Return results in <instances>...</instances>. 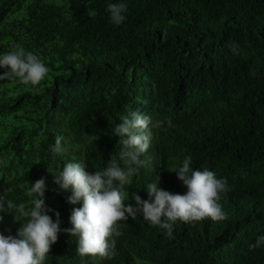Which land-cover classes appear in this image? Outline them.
I'll use <instances>...</instances> for the list:
<instances>
[{"label":"trees","instance_id":"1","mask_svg":"<svg viewBox=\"0 0 264 264\" xmlns=\"http://www.w3.org/2000/svg\"><path fill=\"white\" fill-rule=\"evenodd\" d=\"M121 2L126 20L115 25L107 5ZM16 44L49 74L36 87L0 80V194L31 207L26 191L45 178L48 215L71 228L83 202L67 201L48 165L58 173L83 160L89 174L102 171L118 160L112 133L124 116L170 119L153 128L127 193L149 200L145 186L160 177L163 190L185 194L174 171L191 156L193 170L227 180V218L178 220L168 238L137 214L119 222L114 258L83 264H264V246L249 249L264 235V0H0V55ZM57 136L65 151L53 161ZM0 215L5 236L26 222ZM77 241L61 231L44 264H82Z\"/></svg>","mask_w":264,"mask_h":264},{"label":"clouds","instance_id":"2","mask_svg":"<svg viewBox=\"0 0 264 264\" xmlns=\"http://www.w3.org/2000/svg\"><path fill=\"white\" fill-rule=\"evenodd\" d=\"M107 11L115 25L125 22V3H109ZM231 51L238 54V45L234 44ZM0 67L8 69L0 75V80H14L33 87L40 85L49 74L48 67L41 59L26 52L18 44L13 45L12 51L0 55ZM165 123L168 127L173 126L170 119L153 123L150 116L139 111L124 116L112 133V137L119 139L118 144L121 145L118 160L111 159L102 171L94 174L85 171L87 165L83 160L64 164L58 173L50 171L48 165L54 183L61 190H71L72 194L67 201L71 204L83 202L82 207L75 208L71 214V228L61 229L59 212L55 213V222L48 215L52 210L45 203V178L31 184L26 191L31 207L26 208L24 203L17 205L7 199L6 190L0 194V213L11 214L16 221L17 216L26 220L20 223L21 227L15 236H5L0 232V264H44L61 231L78 238L76 252L81 257L82 264L83 258L87 256H96L92 261L101 263L116 255L115 237L122 235L119 222L126 221L129 217L135 219L137 214H142L144 220L164 230L168 238H174L173 225L178 220L185 223L206 218L212 221L225 220L227 216L220 201L222 194L230 192L231 187L226 179L217 178L213 171L193 170L190 167L191 156L186 157L182 166L174 171L187 188L185 194H172L163 190L159 186L160 177L158 182L145 186L149 200H143L136 192L127 193V188L131 189L130 178L138 175L140 168L146 164L141 156L150 148L153 128H162ZM62 139L63 137L57 136L55 144L50 146L53 161L64 154ZM129 198L135 204L129 203ZM3 219L4 216L0 215V222ZM262 246L264 235L259 236L254 244H250L249 249L255 250Z\"/></svg>","mask_w":264,"mask_h":264}]
</instances>
